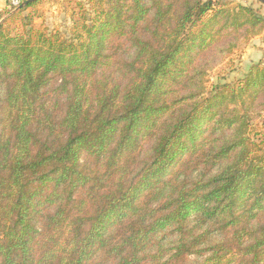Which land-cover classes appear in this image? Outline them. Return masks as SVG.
Returning <instances> with one entry per match:
<instances>
[{"label": "trees", "instance_id": "obj_1", "mask_svg": "<svg viewBox=\"0 0 264 264\" xmlns=\"http://www.w3.org/2000/svg\"><path fill=\"white\" fill-rule=\"evenodd\" d=\"M28 1L0 11V264H264V59L206 87L260 12L91 0L61 37Z\"/></svg>", "mask_w": 264, "mask_h": 264}, {"label": "rangeland", "instance_id": "obj_2", "mask_svg": "<svg viewBox=\"0 0 264 264\" xmlns=\"http://www.w3.org/2000/svg\"><path fill=\"white\" fill-rule=\"evenodd\" d=\"M93 1V0H92ZM231 5L241 4L256 9L264 17V4L255 0H227ZM91 0H41L34 10L24 12L27 15L34 11V25L36 29L50 34L57 33L61 37H68L73 26V22L82 15V10L91 13L93 8ZM14 25V24H12ZM253 38L241 41L239 47L230 55L207 72L206 87L210 90L218 84H232L241 79L248 68L264 59L260 60L254 53L257 47ZM259 43L261 41H258ZM250 138L258 145L260 151L264 153V112L253 116L250 126Z\"/></svg>", "mask_w": 264, "mask_h": 264}, {"label": "crops", "instance_id": "obj_3", "mask_svg": "<svg viewBox=\"0 0 264 264\" xmlns=\"http://www.w3.org/2000/svg\"><path fill=\"white\" fill-rule=\"evenodd\" d=\"M6 6L5 0H0V11L3 10ZM251 41L257 42L256 46L259 47L257 48L256 52L254 53V56L260 60L262 57H264V32L253 38ZM258 41H261L260 43Z\"/></svg>", "mask_w": 264, "mask_h": 264}, {"label": "built area", "instance_id": "obj_4", "mask_svg": "<svg viewBox=\"0 0 264 264\" xmlns=\"http://www.w3.org/2000/svg\"><path fill=\"white\" fill-rule=\"evenodd\" d=\"M8 9H15L18 7L20 0H5Z\"/></svg>", "mask_w": 264, "mask_h": 264}, {"label": "water", "instance_id": "obj_5", "mask_svg": "<svg viewBox=\"0 0 264 264\" xmlns=\"http://www.w3.org/2000/svg\"><path fill=\"white\" fill-rule=\"evenodd\" d=\"M32 0L28 1V2H31ZM28 2H26L25 4H23L22 6L26 5ZM262 3L264 4V1H262Z\"/></svg>", "mask_w": 264, "mask_h": 264}]
</instances>
